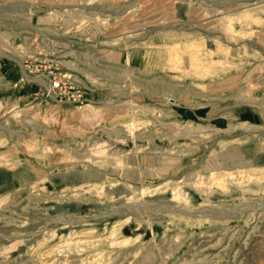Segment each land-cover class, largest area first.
<instances>
[{
    "label": "rangeland",
    "instance_id": "obj_1",
    "mask_svg": "<svg viewBox=\"0 0 264 264\" xmlns=\"http://www.w3.org/2000/svg\"><path fill=\"white\" fill-rule=\"evenodd\" d=\"M0 264H264V0H0Z\"/></svg>",
    "mask_w": 264,
    "mask_h": 264
},
{
    "label": "bare ground",
    "instance_id": "obj_2",
    "mask_svg": "<svg viewBox=\"0 0 264 264\" xmlns=\"http://www.w3.org/2000/svg\"><path fill=\"white\" fill-rule=\"evenodd\" d=\"M143 159H144V157L140 158L139 160L137 158L136 161L140 163V162H143ZM230 159H231V157L229 155H224L223 158H222V160H223L224 163H228L230 161Z\"/></svg>",
    "mask_w": 264,
    "mask_h": 264
}]
</instances>
